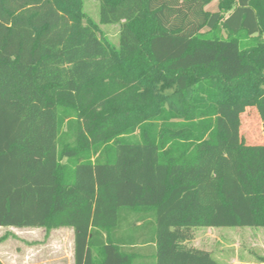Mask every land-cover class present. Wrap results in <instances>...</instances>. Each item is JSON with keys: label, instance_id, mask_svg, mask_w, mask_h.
Instances as JSON below:
<instances>
[{"label": "trees", "instance_id": "16d2710c", "mask_svg": "<svg viewBox=\"0 0 264 264\" xmlns=\"http://www.w3.org/2000/svg\"><path fill=\"white\" fill-rule=\"evenodd\" d=\"M97 1L117 45L82 0H0V227L72 229L74 264L152 243L216 264L196 229L264 228V144L240 135L264 109V0Z\"/></svg>", "mask_w": 264, "mask_h": 264}, {"label": "rangeland", "instance_id": "374dc122", "mask_svg": "<svg viewBox=\"0 0 264 264\" xmlns=\"http://www.w3.org/2000/svg\"><path fill=\"white\" fill-rule=\"evenodd\" d=\"M206 10H217V0L212 1ZM82 11L98 26L99 37L117 45L119 25L100 24L99 2L82 0ZM244 45L249 44L243 41ZM240 135L248 145L264 144V109L247 108L241 115ZM76 134L75 114L70 111L64 118V126L59 136L60 146H74ZM198 237L207 243L218 241L217 248L226 257H235L249 264H264V228L258 227H219L211 230L200 229ZM0 261L2 264H68L73 247V232L70 229L45 231L42 228L18 229L0 227ZM211 239V240H210Z\"/></svg>", "mask_w": 264, "mask_h": 264}, {"label": "crops", "instance_id": "0c3cea01", "mask_svg": "<svg viewBox=\"0 0 264 264\" xmlns=\"http://www.w3.org/2000/svg\"><path fill=\"white\" fill-rule=\"evenodd\" d=\"M60 229H69V228H59L55 230H60ZM200 229L211 230V228L196 229L194 231V239L187 244L188 247L207 251L216 264H249L235 257H231V256L226 257L223 253H221V248L220 247L217 248V246H219L218 245L219 243L214 239L212 241H207V243H202L203 242V241L201 242L202 237H198L199 232H202ZM144 248L145 247L140 248L138 256L134 260L133 264H157L156 256H155V252H156L155 245L152 243V247H149L147 250H145ZM73 252H74V234H73V247L70 251V254H68L69 255L68 264H74ZM58 262H59L58 264H61V259H59Z\"/></svg>", "mask_w": 264, "mask_h": 264}]
</instances>
